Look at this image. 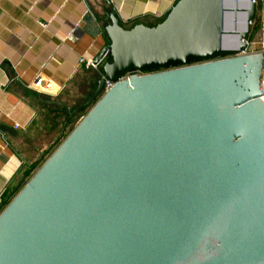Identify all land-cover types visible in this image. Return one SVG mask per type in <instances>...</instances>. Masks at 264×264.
<instances>
[{
	"label": "water",
	"instance_id": "95a60500",
	"mask_svg": "<svg viewBox=\"0 0 264 264\" xmlns=\"http://www.w3.org/2000/svg\"><path fill=\"white\" fill-rule=\"evenodd\" d=\"M256 1L112 10L92 94L58 110L74 129L0 202V264H264Z\"/></svg>",
	"mask_w": 264,
	"mask_h": 264
},
{
	"label": "crops",
	"instance_id": "0c3cea01",
	"mask_svg": "<svg viewBox=\"0 0 264 264\" xmlns=\"http://www.w3.org/2000/svg\"><path fill=\"white\" fill-rule=\"evenodd\" d=\"M176 1L0 0V202L62 138L58 119L65 115L58 110L92 94L101 67L88 70L79 60L94 61L108 45L104 29L112 10L126 27L148 26ZM248 36V52L263 48L264 0L256 1ZM42 107L56 122H42Z\"/></svg>",
	"mask_w": 264,
	"mask_h": 264
},
{
	"label": "rangeland",
	"instance_id": "374dc122",
	"mask_svg": "<svg viewBox=\"0 0 264 264\" xmlns=\"http://www.w3.org/2000/svg\"><path fill=\"white\" fill-rule=\"evenodd\" d=\"M160 23V22H159ZM158 23H149L148 26L152 27V26H155L157 25ZM133 25L129 26V27H126V28H130L132 27ZM249 37V36H248ZM86 100H84L83 102H77L76 106L73 107L74 108H77L79 106H81ZM90 108H86L85 110L81 111L78 113V115L76 116V120H79L81 119V117H85L87 115V113L89 112ZM40 114L41 116H45L44 119H42V122H49L50 124L53 123V122H56V121H53L52 119L49 118V116L47 115V109L44 107H42V109L40 108ZM47 112V113H46ZM64 120H65V117L64 119H62L61 117H59L58 121L61 122V126L64 124ZM59 124V123H57ZM75 125H69L67 126L65 132H64V135L62 136V138L56 142L51 148H46L45 152L43 153V155L40 157V160H38L37 163H39V166L42 165L52 154L53 152L57 149L58 145L71 133V131L74 129ZM37 163H34V162H31L30 166L31 167L32 165L34 164H37ZM27 172V171H26ZM25 172V173H26Z\"/></svg>",
	"mask_w": 264,
	"mask_h": 264
},
{
	"label": "built area",
	"instance_id": "2783aa9c",
	"mask_svg": "<svg viewBox=\"0 0 264 264\" xmlns=\"http://www.w3.org/2000/svg\"><path fill=\"white\" fill-rule=\"evenodd\" d=\"M39 24L42 26V27H45V23L43 22H39ZM257 52H261L264 54V46L261 50L257 51ZM79 63L81 65H83L85 67V69H88V70H93V71H98L99 68L101 67L100 65H97L94 63V61H87V60H83V59H80L79 60ZM138 75H142V74H138ZM129 79V76L126 75L124 78H122L121 80H128ZM35 86H40L41 84V81L39 79H37L35 82H34ZM112 84L110 83H106L105 86H104V89L102 91V94L108 92L111 88H112ZM50 85H45L44 88L45 90L46 89H49ZM260 91H261V94L262 96L259 97L260 100H262L264 102V61H263V67H262V70H261V75H260ZM83 117H81V119L79 120H82Z\"/></svg>",
	"mask_w": 264,
	"mask_h": 264
},
{
	"label": "trees",
	"instance_id": "16d2710c",
	"mask_svg": "<svg viewBox=\"0 0 264 264\" xmlns=\"http://www.w3.org/2000/svg\"><path fill=\"white\" fill-rule=\"evenodd\" d=\"M106 61H109V60L107 59ZM3 198H5V197H3ZM3 198H2V200H3Z\"/></svg>",
	"mask_w": 264,
	"mask_h": 264
}]
</instances>
